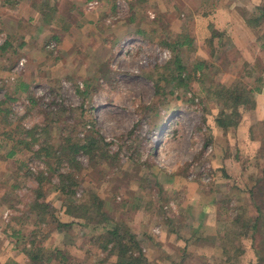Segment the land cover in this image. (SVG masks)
Returning a JSON list of instances; mask_svg holds the SVG:
<instances>
[{
	"label": "rangeland",
	"instance_id": "1",
	"mask_svg": "<svg viewBox=\"0 0 264 264\" xmlns=\"http://www.w3.org/2000/svg\"><path fill=\"white\" fill-rule=\"evenodd\" d=\"M90 1L98 2L91 10ZM90 1L48 0L54 19L43 20L42 5L38 35L31 39L35 27L27 29L26 48L12 42L3 49L9 40L0 34V181L1 192L13 195L5 202L25 207L18 199L29 204L39 182L56 217L54 207H65L55 187L73 183L85 204L107 202L111 220L101 226L127 227L146 264H170L179 254L187 264H221L230 243L244 247L238 264H254L251 241L264 264V24L247 31L242 17L264 0ZM228 5L233 17L222 13ZM184 37L190 45L178 54L165 44ZM176 58L184 68L179 78ZM199 62L206 70L193 74ZM218 86L244 95L259 88L227 131L215 123L226 109L214 96ZM94 133L102 138L98 148L71 158L70 146H86ZM255 206L261 212L253 235L232 221L238 213L256 216ZM24 222L30 233L31 221ZM74 223L59 229L58 252L68 264H100L107 254L97 239L102 227ZM55 250L42 248L44 264H59Z\"/></svg>",
	"mask_w": 264,
	"mask_h": 264
},
{
	"label": "trees",
	"instance_id": "2",
	"mask_svg": "<svg viewBox=\"0 0 264 264\" xmlns=\"http://www.w3.org/2000/svg\"><path fill=\"white\" fill-rule=\"evenodd\" d=\"M89 1V0H87ZM44 6V11H42V18L44 21L50 23L54 19V13L56 12L55 8L52 7V9H49L50 5L44 1L42 4ZM48 12H45L47 11ZM39 11V12H40ZM244 18V21L246 23V27L248 30L258 31V29L261 28V26L264 24V3H261L253 8V11L251 13H247L242 16ZM54 40L58 39V36L52 37ZM176 39V38H175ZM174 39V40H175ZM170 45L171 48H173L174 52L178 54L181 48L184 46L190 45V40L187 39V37H184L182 41L176 40L171 41L169 39L168 42H166V45ZM6 44V43H5ZM3 45V49L7 45ZM260 48L264 49V40L260 43ZM176 71L178 74V78L180 77V74L184 71V68L180 66V63L178 61V58H176ZM207 66L204 65V63H197L193 68V74L197 72H204L206 70ZM171 80H176V87L181 84L182 80L176 79L174 76L171 77ZM158 83V82H156ZM156 86L158 84H155ZM220 87V88H219ZM238 87H231L226 90L223 86H218L216 91H214V96L217 99H222L224 102V106L226 109H223L219 112L218 116L216 117L215 123L218 127L229 130L231 128H235L237 121L235 119L239 116L238 109L240 107H244L248 103V99L250 100L249 93L259 91V88L256 87L254 89H251V91H248L243 94L242 91L237 90ZM215 92H217L215 94ZM248 95V96H247ZM14 97H4V101L12 102L14 101ZM3 101V102H4ZM252 107H253V103ZM0 112H6L4 109H1ZM37 131V130H36ZM35 131V132H36ZM34 137V135H32ZM65 139V138H64ZM63 139V140H64ZM90 143H88L86 146H76L72 145L70 146V151L68 154L71 155V158H74V155H76L79 151L88 152V150H92L93 148H98V143H102V138L99 137L97 133L92 134L90 137ZM35 140V138L33 139ZM65 142V140H64ZM99 144V145H100ZM64 145L60 147V150H64ZM43 151V149H42ZM45 151V149H44ZM15 152L11 151L7 157H11ZM89 153V152H88ZM49 153H46L47 156ZM65 179V177L63 178ZM69 179H66L65 182L67 183ZM41 182V181H40ZM61 182V181H60ZM6 183L0 184L1 187H5ZM43 185V183H42ZM17 185H12L11 189H17ZM74 187V184H67L65 185L63 181L61 182V185L59 187H55L57 192H60L61 195L64 197L63 199V206L65 207L64 213L67 216H70L72 218H75L76 220H81L82 223H79L80 226L86 228L88 231L91 229V224L96 223L98 226L104 223H108L111 218H107L109 214V209L105 210L104 207L106 205V201H101L98 198L93 197V202H90L88 204L84 203V197L82 199L75 198L76 192L72 189ZM34 199L31 200L29 204H25L24 209L22 210L23 217L25 218L27 215H34L35 217V223L34 227L36 229L31 233L34 237H38V234L41 232V229L44 227H49L48 232H53L54 230H66L70 229L75 225L74 222H71L69 224H62L59 223V221L54 216V209L53 205L45 200L44 192L41 187V183L38 182V189L33 191ZM101 211L103 213H101ZM21 212V211H20ZM95 212V217H92L90 213ZM255 212L256 216L248 217V219L243 218V214H237L236 218L232 221L233 224H243V227L245 229H250L254 233H257L258 231V222L260 220V212L261 209L257 206H255ZM264 217V216H263ZM99 218V219H98ZM101 220V221H100ZM84 221V222H83ZM102 227V233L98 235L97 239L101 241L100 248H102V251H105L107 254L102 258L100 261V264H146L147 261L144 258L141 249L139 248V243L137 241V237L134 233H132L127 227H125L121 223H116L113 226H101ZM110 227L111 229H108ZM93 229V228H92ZM176 232V231H174ZM20 236V234H19ZM101 236V237H100ZM37 239H30L29 241L27 239H17L18 245L22 246L23 252L26 255L28 259V263L26 264H44L42 261V258L39 256L40 249L42 243H39L40 245H36ZM41 240L40 242H42ZM250 248L252 250L253 255L255 256V263L254 264H260V259L258 257V253H261L260 247L254 245L253 241L250 242ZM27 246V247H26ZM38 246V247H37ZM55 254V260L59 264H68V260L66 259L63 254L57 252ZM182 254H179L177 256L170 257L168 259L170 264H187L186 261H184ZM244 255V247H242L240 244H237L235 247L233 243H230L228 248L223 249V256L224 261L221 264H238V260H240L241 256ZM112 261V262H110Z\"/></svg>",
	"mask_w": 264,
	"mask_h": 264
},
{
	"label": "crops",
	"instance_id": "3",
	"mask_svg": "<svg viewBox=\"0 0 264 264\" xmlns=\"http://www.w3.org/2000/svg\"><path fill=\"white\" fill-rule=\"evenodd\" d=\"M44 1H46V3H47L48 0H0V34L1 35H2V33L5 34V36L9 40V43L7 41L5 45L8 46L10 43L14 42V43L18 44V47H22V48L25 47L26 48L28 46V43H29L28 38H27L28 34L26 31H27V29H30V28L33 29L35 27V31L33 33L34 37H31V39L35 38L38 35L37 34V32H38V24L37 23H39L38 20H40V17H38V15H39V11H40ZM223 8H224V6L222 7V9ZM219 9L217 11H215L216 14H218L222 10V9L221 10H219ZM234 10H235L234 7H231L228 5L227 9L222 11V13H224L226 17L227 16L233 17V14L235 13ZM225 11H226V13H225ZM199 18H202V17L200 16ZM41 25H43V21H41V23L39 24V27H41ZM229 25H231V24H229ZM247 31H249V30L247 29ZM57 41H59V37H58ZM1 148L2 147L0 146V149ZM6 158H7V156H6ZM7 178H10V177H7ZM12 179H13L12 181H14L15 177L13 176ZM1 183H2V181H0V184ZM1 191L2 190L0 189V264H5L4 263L5 261H3L4 256H7V258H8L6 260V264H26V263H28L27 262L28 259L23 252L22 246H19L20 244L18 245L17 239H29V237H30V239H44L42 241L43 246L41 245L42 247H39L41 250L39 255L42 256V254H45L46 251H42V248L45 246L48 247V246H50V244L52 245V247L54 249L56 248L55 251H51V252L57 253L59 250V245H62L61 241H59L58 239H64L63 234H62V236H59V235H61V234H59V232L61 230H54V232H48V233L46 230L45 234L42 235L41 237H39L40 235H38V237H34L31 234L36 229V227H34L35 218L31 217L33 215H29V217L26 216L25 218L23 217V219H22V216H23L22 210L24 208L22 206V204H20V202H19L15 206L14 205H12V207L9 206L5 202L6 197L8 196L11 198V196H13V195L5 194L4 192L2 193ZM21 194H22V191H20L18 193V196H21ZM22 198L23 197H20L18 200H20L21 203H23L25 205L26 203L23 201L25 199H22ZM24 198H26V197H24ZM51 204H53V203H51ZM18 208H20V209H18ZM54 208H56V210H57L56 211V214H57L56 218L59 219L58 220L59 223L69 224L71 222H76V219L72 218L70 216H67L64 213V210L60 209L61 207H54ZM187 211H189V210H186L185 212H187ZM5 213L10 214L8 221H5V219H4ZM200 216H201V219L204 218L203 220H207V218H209V215H206L203 213L200 214ZM181 218L185 219V217L182 215H181ZM26 219H29L31 221V225H29V227L31 229L30 233L29 232L24 233L23 228H22L23 225L25 224L24 220H26ZM199 225H200V223L198 224V226ZM55 231H56V234H55ZM19 234H20V236H19ZM23 234L26 237H24ZM54 234L56 235V237L53 236ZM31 236H32V238H31ZM63 243H64V241H63ZM48 256L50 258L51 255H48Z\"/></svg>",
	"mask_w": 264,
	"mask_h": 264
},
{
	"label": "built area",
	"instance_id": "4",
	"mask_svg": "<svg viewBox=\"0 0 264 264\" xmlns=\"http://www.w3.org/2000/svg\"><path fill=\"white\" fill-rule=\"evenodd\" d=\"M97 4H98V2L97 1H90L89 3H88V9H94L96 6H97ZM5 41V40H4ZM4 41H2L1 39H0V46L2 45V43H4ZM51 47L53 48V45H51ZM24 62H25V60H21L20 62H19V67H22L23 65H24ZM30 170L31 171H34V167L32 166L31 168H30ZM9 213H5V215H4V219H5V221H8V218H9ZM153 232L154 233H159V230H158V228H156V229H154L153 230Z\"/></svg>",
	"mask_w": 264,
	"mask_h": 264
}]
</instances>
